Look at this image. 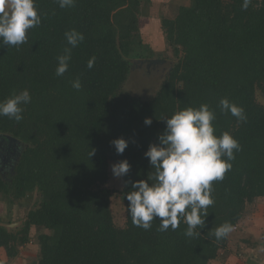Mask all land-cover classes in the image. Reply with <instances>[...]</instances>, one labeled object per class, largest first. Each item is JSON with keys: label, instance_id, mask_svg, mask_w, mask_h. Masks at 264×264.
Listing matches in <instances>:
<instances>
[{"label": "trees", "instance_id": "1", "mask_svg": "<svg viewBox=\"0 0 264 264\" xmlns=\"http://www.w3.org/2000/svg\"><path fill=\"white\" fill-rule=\"evenodd\" d=\"M242 3L191 0L163 18L159 35L174 62L155 95L143 100L122 91L132 61L154 57L139 36V0H75L68 8L36 0L42 22L28 30L27 42L0 44V101L25 89L31 96L20 122L0 116V134L25 145L11 173H0V200L11 207L33 192L40 197L18 232L0 224L7 258L18 255L32 227L41 232L35 264H208L218 257L227 237L217 240L215 229L224 222L234 229L245 206L264 198V104L256 99L257 92L264 98V0H251L247 10ZM71 29L84 36L75 48L65 38ZM65 48L68 70L57 76ZM77 78L79 90L72 86ZM225 98L243 108L245 121L221 111ZM202 104L215 112V134L229 132L241 150L223 180L213 182L200 235L185 236L183 220L174 231H160L159 218L148 230L135 226L125 196L131 182L154 172L144 153L158 143L164 119ZM117 138L128 142L123 154L112 144ZM122 160L131 168L121 177L126 222L119 228L105 184L109 163Z\"/></svg>", "mask_w": 264, "mask_h": 264}, {"label": "clouds", "instance_id": "2", "mask_svg": "<svg viewBox=\"0 0 264 264\" xmlns=\"http://www.w3.org/2000/svg\"><path fill=\"white\" fill-rule=\"evenodd\" d=\"M60 8L72 7L75 0H56ZM251 0H243L241 7L247 10ZM41 15L36 7V0H0V44L18 47L27 42L29 29L41 24ZM67 43L75 48L83 41L82 33L75 29L65 32ZM71 48H65L64 54L57 57L56 75L62 76L68 70ZM96 57L87 61L91 69ZM79 90L81 83L77 78L72 82ZM31 101L27 89L12 93L0 101V116L17 123L23 119V105ZM222 112H230L240 121L246 116L242 107L221 99ZM215 112L206 104L199 108L187 107L164 119L166 127L158 136V143L150 144L144 153L154 172L131 182L133 191L126 194L128 213L135 226L148 230L152 221L159 218L160 231L169 227L174 231L183 220L187 224L185 236L200 235L196 229L203 228L207 209L213 205V182L223 180L230 171L235 159L234 150L240 151L239 142L229 133L215 134L213 121ZM151 118H145L144 124L151 125ZM118 154H123L128 142L123 138L112 141ZM94 154V150L91 155ZM90 155V156H91ZM131 165L122 160L111 166L112 174L119 179L130 171ZM127 184V182H125ZM233 231L229 222H224L214 231L217 240L223 239Z\"/></svg>", "mask_w": 264, "mask_h": 264}, {"label": "rangeland", "instance_id": "3", "mask_svg": "<svg viewBox=\"0 0 264 264\" xmlns=\"http://www.w3.org/2000/svg\"><path fill=\"white\" fill-rule=\"evenodd\" d=\"M139 2V36L144 43L148 44L150 50L153 49L154 57L150 61H132L134 64L122 87V91L130 96L148 100L158 91L174 62L170 50L162 42L159 35L161 20L163 18L174 17L178 7L189 6L191 0H139ZM152 61H157V63H153ZM256 99L260 104H264V98L259 92L256 94ZM24 149L25 145L15 137L0 134V173L4 177L7 176V172L11 173ZM113 164L115 163H109L108 181L105 184V188L112 192L109 199V209L113 222L117 227L124 228L126 210L124 203L118 195V192L122 189V181L121 178L117 179L113 176L111 171ZM39 202L40 197L36 192L26 195L25 198L15 202L11 207H8V205L0 200V224L11 233L18 232L23 226L27 212L38 207ZM263 220L264 198L256 199L252 204H247L242 213L241 220L233 231L228 234L225 248L219 251L218 257L215 260L209 261L208 264H238V261L242 264L245 258H250L251 255L260 260V251H250L249 246L254 241L258 242L259 237H253L252 232L255 230V223ZM248 232H251L250 237L246 238L243 236L244 234H248ZM39 233L38 228L32 227L28 234L29 241L24 246H19L18 255L12 259L7 258L5 250L0 248V264H35L39 257ZM241 244L246 246V251H242L240 248ZM234 250L237 252L235 253ZM230 252L232 255L235 253V258H232ZM262 257L263 255L261 259ZM260 264H264V262Z\"/></svg>", "mask_w": 264, "mask_h": 264}, {"label": "crops", "instance_id": "4", "mask_svg": "<svg viewBox=\"0 0 264 264\" xmlns=\"http://www.w3.org/2000/svg\"><path fill=\"white\" fill-rule=\"evenodd\" d=\"M254 229L256 231L254 230V232H252V236L255 237V238L256 237H259V240H258V242L254 241L253 243H251L250 246H249V250L250 251H257V252L260 251V253H261L260 254V260H259V258L257 259V258L252 257V255H251L250 258H248V257L245 258V261L243 262L245 264H260L261 262H264L263 261L264 260V240H263V237H264V220L261 221V222L260 221L259 222L257 221L255 223ZM250 235H251V232H248V234H244L243 236H245L247 238V237H250ZM245 247L246 246H244L242 244L240 246V248L242 249V251L243 250L246 251V248ZM234 252H235V250H234ZM235 253H233V255H232V253L230 252V254L232 255V258H235V256H234ZM262 255H263V257L261 259V256ZM238 264H240V261H238Z\"/></svg>", "mask_w": 264, "mask_h": 264}, {"label": "water", "instance_id": "5", "mask_svg": "<svg viewBox=\"0 0 264 264\" xmlns=\"http://www.w3.org/2000/svg\"><path fill=\"white\" fill-rule=\"evenodd\" d=\"M153 63H157V61H152ZM158 62H161V61H158ZM162 63V62H161Z\"/></svg>", "mask_w": 264, "mask_h": 264}]
</instances>
